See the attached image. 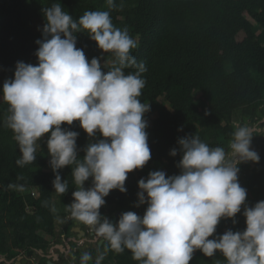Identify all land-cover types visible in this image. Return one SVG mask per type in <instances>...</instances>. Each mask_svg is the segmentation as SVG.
I'll use <instances>...</instances> for the list:
<instances>
[{
	"label": "clouds",
	"instance_id": "obj_1",
	"mask_svg": "<svg viewBox=\"0 0 264 264\" xmlns=\"http://www.w3.org/2000/svg\"><path fill=\"white\" fill-rule=\"evenodd\" d=\"M107 5L115 8V0ZM42 12L47 22L44 39L36 41L39 63L17 62L14 79L5 80L2 100L9 107L3 123L14 133L21 168L36 160L37 142L50 133L47 147L58 194L68 191L59 170L74 165L79 190L73 191L67 211L108 245L95 259L83 252L80 264H102L109 250L126 249L140 264H190L197 250L207 257L220 252L227 264H264V200L247 206V191L238 179L241 163L260 160L251 149L253 136L262 131L255 126L237 125L228 150L211 148L196 135L180 138L181 174L166 177L164 171H152L138 182L139 204H148L144 215L127 211L116 223L102 217L104 198L114 189L126 192L128 173L143 168L151 157L143 118L150 104L139 99L147 67L133 55L138 40L127 28L116 27L109 11H85L76 20L54 3ZM76 32L88 33L113 58L103 65L97 57L89 62L76 47ZM129 67L135 71L126 74ZM76 120L90 137L97 132L104 137L86 147L83 159L77 152L79 133L62 127ZM176 154L173 149L171 155ZM90 177L92 187L85 188ZM242 206L246 229H229L210 239L220 220L235 218Z\"/></svg>",
	"mask_w": 264,
	"mask_h": 264
},
{
	"label": "trees",
	"instance_id": "obj_2",
	"mask_svg": "<svg viewBox=\"0 0 264 264\" xmlns=\"http://www.w3.org/2000/svg\"><path fill=\"white\" fill-rule=\"evenodd\" d=\"M60 3L74 19L85 11H109L113 24L127 28L138 40L133 50L137 62H144L147 71L142 103L150 104L144 114L146 132L151 152L143 168L128 173L126 192L111 190L105 206L123 212L146 210L147 202L139 204V180L149 177L152 171H164L167 176L179 175L178 166L183 157L178 143L188 135L199 136L211 148L229 149L236 129L235 116L241 115L239 125L264 119V0H115L116 7L109 9L107 0H0V74L14 79L17 62L37 66V40H43L45 7ZM40 29L36 22L40 21ZM254 22H253V21ZM76 47L86 58L111 60V53L98 47L86 32H76ZM107 71V69H104ZM125 73L135 68L124 69ZM3 84L0 82V254L8 259L22 252L36 250L39 264H50L46 254L58 244V213L53 210L59 197L53 186L56 173L50 166L46 133L37 144L36 160L19 167L16 160L20 150L11 129L4 126L8 104L2 100ZM264 124V122H263ZM62 127L79 133L77 152L79 159L86 155L90 143L104 139L97 132L90 137L79 120ZM259 133V132H258ZM260 134V133H259ZM262 139L252 138L251 149L256 148L259 162L247 161L239 165V183L247 191L246 205L251 207L264 200V146ZM177 150L175 156L171 155ZM255 151V150H254ZM50 166V171L45 168ZM72 166L59 170L62 180H67L68 191L60 195L65 214L70 216L64 235L78 221L67 211L78 186L74 183ZM18 176L23 179H17ZM86 183L92 187V178ZM9 185H13L9 187ZM36 190V195L32 194ZM145 196L147 194L145 193ZM62 201V200H61ZM139 204V206H137ZM116 211V210H115ZM244 206L235 218H222L213 237L246 229ZM114 213V211H113ZM113 213H110L112 215ZM235 219L236 223H233ZM75 245V244H74ZM108 247L91 248L93 259ZM43 250L44 255H40ZM40 253V254H39ZM79 250L76 254H79ZM80 256L76 264H80ZM102 264H140L130 250L116 253L109 250ZM190 264H227L217 252L207 257L197 250Z\"/></svg>",
	"mask_w": 264,
	"mask_h": 264
},
{
	"label": "crops",
	"instance_id": "obj_3",
	"mask_svg": "<svg viewBox=\"0 0 264 264\" xmlns=\"http://www.w3.org/2000/svg\"><path fill=\"white\" fill-rule=\"evenodd\" d=\"M86 183V182H85ZM62 197L61 196H59V197H57V199L55 200V202H54V207L57 205V207L58 208H62V210L61 211H59L58 212V219H57V222H56V225H57V232H58V237H59V242H58V244H55L54 246H52L51 248H50V250L48 251V253L46 254V256L50 259V257H51V255L53 254V252L56 250L57 251V253L56 254H53L52 256H54L53 257V262L55 263V264H63V262L64 261H68L70 264H76V259H77V257L78 256H80L81 257V254L79 253V254H76L75 252L74 253H72L73 255L71 256V257H69L67 254H64V255H62V253L64 252V245H66L67 247H68V244L66 243L69 239H76V237H78V232H77V223L75 222L74 224H73V226H72V228H71V231H72V234H70V235H64V230H65V227H66V225L69 223V217H68V214H65V210L63 209V205H62ZM55 209V208H54ZM120 210H116V211H114V213L112 214V215H110V212L109 211H107V213L105 212L104 214H105V216L108 218V219H110L116 212H119ZM55 212H57V211H55ZM137 212V211H136ZM135 212V213H136ZM85 235L83 234V236L82 237H84ZM82 237H80L79 236V238L81 239ZM101 240V239H100ZM99 242V241H98ZM98 242H96V243H98ZM106 242V241H105ZM104 242V243H105ZM95 242L93 243V245L94 244H96ZM103 243V244H104ZM103 244L101 245V246H99V247H97V248H95V249H99V248H101L102 246H103ZM88 246H91V243H89L88 244ZM54 249V250H53ZM61 251V253H59L60 251ZM91 249V248H90ZM59 253V254H58ZM40 254V253H39ZM37 255V254H36ZM40 255H44V254H40ZM58 255H59V258H58ZM76 255H77V257H76ZM34 256H35V254H34ZM39 257V256H38ZM79 257V258H80ZM3 258H7L5 255H2V254H0V260L1 259H3ZM27 259V254H25L24 252H22L20 255H18V257L16 258L17 260H21L20 261V263L21 264H24L22 261H23V259ZM30 259V258H29ZM28 259V260H29ZM64 259H66V260H64ZM1 264V263H0ZM5 264V263H4ZM25 264H28V261H27V263H25ZM39 264V263H38Z\"/></svg>",
	"mask_w": 264,
	"mask_h": 264
},
{
	"label": "rangeland",
	"instance_id": "obj_4",
	"mask_svg": "<svg viewBox=\"0 0 264 264\" xmlns=\"http://www.w3.org/2000/svg\"><path fill=\"white\" fill-rule=\"evenodd\" d=\"M0 17L1 18H3V14L1 13V11H0ZM253 21V20H252ZM254 22V21H253ZM41 25H42V22H41V20L40 21H37L36 22V28L37 29H40V27H41ZM135 39H137V37L135 38ZM103 53L105 54V52L103 51ZM10 78L8 77V76H6V75H1L0 74V82L1 83H4L5 82V80H9ZM241 119V115L239 114V113H237L236 114V116H235V124H237V125H239L240 124V120ZM263 122H264V119L263 120H261V121H259V122H256V123H252L250 120L249 121H247L246 122V124L247 125H251V126H255V127H257V128H259V129H261L262 131H260L259 133H257V134H255L254 136H253V139L256 141L257 139H262L263 141H261V143H262V145L264 146V124H263ZM42 138H45V137H42ZM39 143V141L37 142V144ZM46 170H48V171H50V169H51V167L50 166H48V167H46L45 168ZM85 186L87 187V188H90V184L89 183H85ZM60 196V195H59ZM62 202H64V199L62 198ZM63 207V206H62ZM63 209H64V207H63ZM62 210V208H58L57 207V205L55 206V211H57V213L59 212V211H61ZM115 210H117L116 209V207H114V208H112V206H105V208H104V212L103 213H107V211H109L110 213H113V211H115ZM141 212L143 211V209L142 210H140ZM136 212V211H135ZM105 215V214H104ZM104 217H106V216H104ZM58 223V222H57ZM55 253H57V251L55 250ZM53 255V254H52ZM51 255V257H50V259H52V261H53V256ZM39 255H36L35 254V256L33 255V256H31V257H29L30 259L28 260V264H38L37 262H38V260H39V257H38ZM19 264H21V263H19Z\"/></svg>",
	"mask_w": 264,
	"mask_h": 264
},
{
	"label": "built area",
	"instance_id": "obj_5",
	"mask_svg": "<svg viewBox=\"0 0 264 264\" xmlns=\"http://www.w3.org/2000/svg\"><path fill=\"white\" fill-rule=\"evenodd\" d=\"M32 194L36 195V190L32 189ZM146 212V210L143 209V211H137L136 214L140 215L141 217L144 215V213ZM87 233L86 237H84L83 239H69L68 241V246H69V253L72 251V253L77 252L82 246H84L86 243H96L98 242L100 239V237H97V235L95 234V232L89 227L87 226ZM75 244V245H74ZM54 250V249H53ZM53 254H55V251L53 252ZM21 260H17L16 258L13 259H8V258H3L0 260L1 264H19Z\"/></svg>",
	"mask_w": 264,
	"mask_h": 264
},
{
	"label": "water",
	"instance_id": "obj_6",
	"mask_svg": "<svg viewBox=\"0 0 264 264\" xmlns=\"http://www.w3.org/2000/svg\"><path fill=\"white\" fill-rule=\"evenodd\" d=\"M254 149H256V148L254 147ZM84 187L87 188L85 185H84ZM77 190H79V186H78ZM121 215H122V212H116V213H115V214L109 219L110 222H112V223H116V222L119 220V218H120ZM78 223H79V224H82V222H80V221H79ZM77 225H78V224H77ZM77 232L79 233V236H80V237H82L83 234H84V231L81 229V227H78V226H77ZM104 242H105V240L101 239V240H99L98 243L94 244V247L97 248V247L101 246ZM35 251H36V250H31V251H29L28 254H27V259L24 258L22 262H23L24 264L27 263L29 257L33 256L34 253H35ZM83 252H84V251L82 250L81 253H83ZM40 253L43 254V250H41ZM55 254H56V253H55ZM58 254H59V253H58ZM58 258H59V255H58ZM49 263H50V264H55L53 261H50ZM63 264H70V263H69L68 261H64Z\"/></svg>",
	"mask_w": 264,
	"mask_h": 264
},
{
	"label": "flooded vegetation",
	"instance_id": "obj_7",
	"mask_svg": "<svg viewBox=\"0 0 264 264\" xmlns=\"http://www.w3.org/2000/svg\"><path fill=\"white\" fill-rule=\"evenodd\" d=\"M119 212L124 213V212L121 211V210H120ZM68 217H69V219H70V216H69V215H68ZM78 222H79V221H76V223L78 224L77 226H78V227H81V229L84 231V235H85L84 237H86V234L88 235V233H87V225H85V224H83V223H82V224H79ZM77 234H78V237H76V239H80V238H79V233H77ZM84 237H82V239H83ZM68 242H69V241H67L66 243L69 244ZM88 244H89V243H86L84 246H82V247L79 249L80 254H82V253H81L82 250H83L84 252H85V251L90 252V248H94L93 243H91V246H88ZM63 249H64V252L62 253V255L67 254L69 257H71V256L73 255V254H72V251H71L70 253H69V251H68L69 246L67 247L66 245H64V248H63ZM58 250H59V249H58ZM59 251H60V250H59ZM35 253H36V251H35ZM35 253H34V254H35ZM59 253H61V251H60ZM75 253H77V252H75ZM70 255H71V256H70ZM53 257H54V256H53ZM53 257H52V258H53ZM76 257H77V255H76ZM64 260H66V259H64ZM37 263H38V262H37Z\"/></svg>",
	"mask_w": 264,
	"mask_h": 264
}]
</instances>
